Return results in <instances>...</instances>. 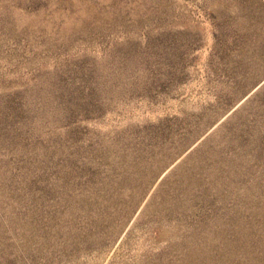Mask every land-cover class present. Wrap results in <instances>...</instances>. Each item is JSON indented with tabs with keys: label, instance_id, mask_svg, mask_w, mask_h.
<instances>
[{
	"label": "rangeland",
	"instance_id": "rangeland-1",
	"mask_svg": "<svg viewBox=\"0 0 264 264\" xmlns=\"http://www.w3.org/2000/svg\"><path fill=\"white\" fill-rule=\"evenodd\" d=\"M0 264H264V0H0Z\"/></svg>",
	"mask_w": 264,
	"mask_h": 264
}]
</instances>
